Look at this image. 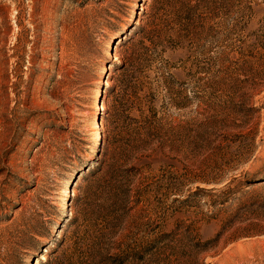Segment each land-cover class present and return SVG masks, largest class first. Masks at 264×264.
Masks as SVG:
<instances>
[{"label":"rangeland","instance_id":"rangeland-1","mask_svg":"<svg viewBox=\"0 0 264 264\" xmlns=\"http://www.w3.org/2000/svg\"><path fill=\"white\" fill-rule=\"evenodd\" d=\"M100 242L264 264V0H0V264Z\"/></svg>","mask_w":264,"mask_h":264},{"label":"trees","instance_id":"trees-1","mask_svg":"<svg viewBox=\"0 0 264 264\" xmlns=\"http://www.w3.org/2000/svg\"><path fill=\"white\" fill-rule=\"evenodd\" d=\"M172 103L175 106H186L187 102L186 101H180L177 98H172ZM150 129V128H149ZM151 135V133H150ZM115 226V225H112ZM97 245V249H94L95 251V255L94 253H88V257L92 258V259H97V261H94L92 264H123V260L125 258H127V256L129 255V253H117V254H112L110 253L108 250V247L105 246V243H98ZM102 250V251H101ZM101 251V253H100ZM94 255V256H93ZM93 256V257H92ZM96 257V258H95ZM83 261L78 262L77 260L74 262H69V264H83ZM47 263V262H46Z\"/></svg>","mask_w":264,"mask_h":264},{"label":"bare ground","instance_id":"bare-ground-1","mask_svg":"<svg viewBox=\"0 0 264 264\" xmlns=\"http://www.w3.org/2000/svg\"><path fill=\"white\" fill-rule=\"evenodd\" d=\"M101 70V69H100Z\"/></svg>","mask_w":264,"mask_h":264}]
</instances>
